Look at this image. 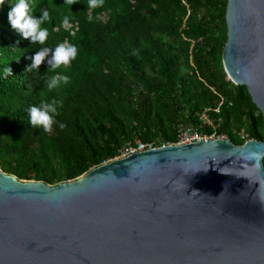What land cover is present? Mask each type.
Wrapping results in <instances>:
<instances>
[{
	"label": "trees",
	"instance_id": "1",
	"mask_svg": "<svg viewBox=\"0 0 264 264\" xmlns=\"http://www.w3.org/2000/svg\"><path fill=\"white\" fill-rule=\"evenodd\" d=\"M32 3L35 15L41 9L50 14L43 46L74 44L78 55L56 70L70 83L47 90L46 62L40 72L27 71L30 57L43 46L11 28L7 5L0 11L4 173L59 186L116 160L136 140L158 147L175 143L181 124L216 132L237 146L264 141L263 113L247 88L233 84L225 72L228 0H104L95 9L87 7L88 0ZM9 67L12 75L5 76ZM52 100L62 102L56 120L65 127L33 128L28 108ZM208 110L213 127L201 119Z\"/></svg>",
	"mask_w": 264,
	"mask_h": 264
},
{
	"label": "water",
	"instance_id": "2",
	"mask_svg": "<svg viewBox=\"0 0 264 264\" xmlns=\"http://www.w3.org/2000/svg\"><path fill=\"white\" fill-rule=\"evenodd\" d=\"M227 76L264 115V0H228ZM0 264H264V141L160 147L59 186L0 169Z\"/></svg>",
	"mask_w": 264,
	"mask_h": 264
},
{
	"label": "clouds",
	"instance_id": "3",
	"mask_svg": "<svg viewBox=\"0 0 264 264\" xmlns=\"http://www.w3.org/2000/svg\"><path fill=\"white\" fill-rule=\"evenodd\" d=\"M66 2L75 3V0H66ZM103 4L104 0H88L87 7L95 9L103 6ZM5 5L9 8L7 19L11 28L17 31L22 38L30 39L31 44L45 45L49 32L43 25L50 19L49 11L41 9L40 15H35L32 0H0V11L3 10ZM68 21L69 18L65 17L64 23L68 24ZM66 27L71 28L69 25H66ZM77 55L78 48L74 44L62 42L54 48L43 46L30 57L32 62L27 71L40 72V66L46 62L47 69L44 71L43 82L47 90L52 91L70 83L68 75L56 70L69 65L77 58ZM4 75L11 76L12 69L10 67L6 68ZM61 104V101L52 100L51 102L41 101L39 105L30 106L27 110L28 123L33 128L42 129L44 132L51 131L54 125L63 129L65 127L64 123L56 120L58 108Z\"/></svg>",
	"mask_w": 264,
	"mask_h": 264
},
{
	"label": "built area",
	"instance_id": "4",
	"mask_svg": "<svg viewBox=\"0 0 264 264\" xmlns=\"http://www.w3.org/2000/svg\"><path fill=\"white\" fill-rule=\"evenodd\" d=\"M202 121L204 125L214 126L213 122L209 117V110L202 115ZM215 128V127H214ZM242 138L247 139V135L243 131L241 133ZM226 136H219L217 133L211 135L205 134L196 127L187 124H181L178 129L177 141L173 144L164 145L166 146H187L193 144H201L213 140H226ZM160 148L155 143H144L141 140H136L133 144L127 145L116 160L126 159L130 156L145 153L154 149Z\"/></svg>",
	"mask_w": 264,
	"mask_h": 264
},
{
	"label": "rangeland",
	"instance_id": "5",
	"mask_svg": "<svg viewBox=\"0 0 264 264\" xmlns=\"http://www.w3.org/2000/svg\"><path fill=\"white\" fill-rule=\"evenodd\" d=\"M100 18V20L101 21H106L107 20V16L106 15H103V16H101V17H99ZM183 72L184 73H187V71L186 70H184L183 69ZM228 79H229V77H228ZM230 80V79H229ZM231 81V80H230ZM164 146V145H163ZM162 147V146H161ZM113 161H115V160H113ZM113 161H111V162H113ZM111 162H109V163H111ZM109 163H107V164H109ZM78 180V179H77ZM76 181V180H75ZM25 182V181H24ZM31 182H35V181H31ZM53 187H55V186H53Z\"/></svg>",
	"mask_w": 264,
	"mask_h": 264
}]
</instances>
